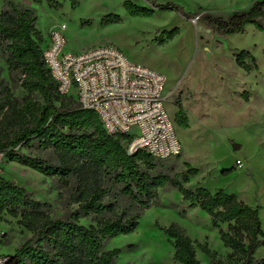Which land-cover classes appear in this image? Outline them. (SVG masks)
I'll use <instances>...</instances> for the list:
<instances>
[{
    "label": "trees",
    "instance_id": "1",
    "mask_svg": "<svg viewBox=\"0 0 264 264\" xmlns=\"http://www.w3.org/2000/svg\"><path fill=\"white\" fill-rule=\"evenodd\" d=\"M25 1L38 6L46 2L56 11L63 9V3L56 0ZM68 1L76 10L82 0ZM141 1L148 2L149 7L124 2L128 15L152 18L158 11L176 12L186 20L197 19L219 36L244 34L249 26L263 29L264 0L228 16L193 14L174 3ZM37 21L33 11L13 2L0 6V59L7 66L10 83L27 93L16 98L0 72V155L11 163L73 185L71 201L77 208L54 217L50 206L0 175V215L19 219V225L32 234L9 256L8 264H117L122 250H109L108 244L133 234L144 212L161 206L159 191L167 188L177 190L191 208H199L209 216L223 246L230 250L224 262L217 252L194 241L178 224L157 226L172 247L176 264H201L197 248L211 264H264V259L256 257L264 248L261 208L251 207L224 190L212 193L205 187L187 188L191 178L200 174L190 164H186L185 172L173 176L153 174L158 161L146 153L128 156L124 147L128 137L109 136L96 113L82 110L74 97L60 96L44 61L45 36ZM121 22L119 15L103 20L104 25ZM179 33L177 28L164 31L156 41L165 45ZM235 59L248 74L258 69L249 51L240 52ZM178 106L175 123L189 129V118ZM23 149L51 151L55 162L23 154ZM83 219H92L95 225L83 226Z\"/></svg>",
    "mask_w": 264,
    "mask_h": 264
},
{
    "label": "rangeland",
    "instance_id": "2",
    "mask_svg": "<svg viewBox=\"0 0 264 264\" xmlns=\"http://www.w3.org/2000/svg\"><path fill=\"white\" fill-rule=\"evenodd\" d=\"M56 11L46 2L38 6L25 0H0V6L13 2L37 16V27L44 36L61 24H66L67 48L81 52L98 46L110 45L120 49L131 61L151 68L166 78L165 106L175 121L178 105L189 118V129L176 131L183 146L179 158L158 161L153 174L175 175L186 171V164L200 171L191 178L189 189L207 187L234 194L240 201L261 206L264 230V20L263 29L249 26L244 34L219 36L195 20H186L176 12L158 11L152 18L128 15L123 4L127 0H82L73 10L68 0ZM149 7L148 2L130 0ZM262 0H157L159 4L174 3L188 13L228 16L247 10ZM110 15L122 17L121 23L104 25ZM86 22H91L88 25ZM179 35L165 45L157 36L173 29ZM249 51L256 58L258 69L248 74L236 64L235 56ZM2 78L9 82L16 98L27 93L10 83L8 69L0 59ZM239 146L240 149H236ZM19 150V149H17ZM23 154L54 163L48 150H22ZM243 161V167L237 161ZM0 175L32 193L36 200L50 206L52 215L60 218L67 210L77 208L71 201L74 186H67L58 178L43 176L27 167L1 160ZM161 206L144 212L138 229L130 235L112 240L107 249H121L117 264H176L174 251L164 233L157 226H181L201 245L218 253L226 262V249L218 230L199 208H191L175 189L160 190ZM81 225H95L92 219L81 220ZM0 226L7 238L0 242V255H13L32 234L19 225V219L0 215ZM226 231V226L222 227ZM201 264H211L197 248ZM256 257L264 259V248Z\"/></svg>",
    "mask_w": 264,
    "mask_h": 264
},
{
    "label": "built area",
    "instance_id": "3",
    "mask_svg": "<svg viewBox=\"0 0 264 264\" xmlns=\"http://www.w3.org/2000/svg\"><path fill=\"white\" fill-rule=\"evenodd\" d=\"M66 31V24L52 29L43 54L60 96L74 97L82 110L96 113L109 136L128 137V156L146 153L160 162L181 157L183 146L165 106V76L134 63L114 46L70 51ZM237 166L242 168L243 161ZM6 238L0 226V242ZM9 256L0 255V264H8Z\"/></svg>",
    "mask_w": 264,
    "mask_h": 264
},
{
    "label": "crops",
    "instance_id": "4",
    "mask_svg": "<svg viewBox=\"0 0 264 264\" xmlns=\"http://www.w3.org/2000/svg\"><path fill=\"white\" fill-rule=\"evenodd\" d=\"M41 32H42V34H44V32H43V30H41L40 28H38ZM205 188H207V187H205ZM220 190V189H219ZM211 191V190H210ZM212 192V191H211ZM212 193H215V192H212ZM246 203V202H245ZM247 204V203H246ZM247 205H249V206H251V207H254V205L253 204H250V203H248ZM260 208H261V210L263 209L261 206H259ZM254 208H256V207H254ZM260 215H261V212H260Z\"/></svg>",
    "mask_w": 264,
    "mask_h": 264
},
{
    "label": "water",
    "instance_id": "5",
    "mask_svg": "<svg viewBox=\"0 0 264 264\" xmlns=\"http://www.w3.org/2000/svg\"><path fill=\"white\" fill-rule=\"evenodd\" d=\"M195 21H197V19H196ZM236 149L238 150V149H240V147H239V146H237V147H236Z\"/></svg>",
    "mask_w": 264,
    "mask_h": 264
}]
</instances>
